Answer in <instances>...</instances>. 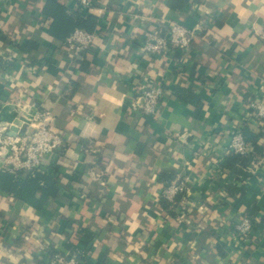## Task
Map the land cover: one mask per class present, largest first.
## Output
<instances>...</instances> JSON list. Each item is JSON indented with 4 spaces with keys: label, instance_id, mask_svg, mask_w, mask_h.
Returning <instances> with one entry per match:
<instances>
[{
    "label": "crops",
    "instance_id": "1",
    "mask_svg": "<svg viewBox=\"0 0 264 264\" xmlns=\"http://www.w3.org/2000/svg\"><path fill=\"white\" fill-rule=\"evenodd\" d=\"M48 1L93 19L91 48L48 34ZM87 1L0 0V125L40 109L63 140L49 157L56 198L37 212L0 195V264H48L50 251L84 264H264V229L245 244L234 232L253 206L264 218V136L239 173L219 167L233 133L262 132L248 104L264 101V0ZM171 20L195 33L189 48L147 54ZM144 79L165 91L148 120L127 106ZM162 173L187 182L188 209L161 208Z\"/></svg>",
    "mask_w": 264,
    "mask_h": 264
},
{
    "label": "built area",
    "instance_id": "2",
    "mask_svg": "<svg viewBox=\"0 0 264 264\" xmlns=\"http://www.w3.org/2000/svg\"><path fill=\"white\" fill-rule=\"evenodd\" d=\"M80 4L87 8L89 2L80 0ZM195 33L186 29L176 20H171L164 35H153L148 37L142 49L151 56H160L169 49L185 51L189 48ZM96 35L83 29H75L66 40V46L72 51H84L94 44ZM7 77L0 64V81ZM165 91L162 85L151 79H144L127 102L131 112L139 115L140 118L148 120L156 116L157 107L163 98ZM19 108L17 101L15 108ZM20 125L4 123L0 125V170L10 174L18 172L34 173L45 172L49 167V157L55 156L57 150L63 147V140L60 134L55 133L51 126L53 118L43 110H26L22 108ZM249 116L261 121L264 126V101L252 99L248 104ZM24 111V112H23ZM22 114V115H23ZM15 127L17 130H11ZM252 149L245 142L241 131H236L230 138L227 147V154L246 156ZM188 195L187 182L184 179H175L168 185L163 186L160 197L164 199L169 208L176 210L182 204L187 208L186 199ZM201 210V208H199ZM184 211L180 210L183 214ZM184 216L181 215L180 218ZM254 227L247 216H242L235 225L234 232L241 241H247L255 233ZM264 239V231L262 233ZM48 264H79L76 257L67 258L65 255L54 254Z\"/></svg>",
    "mask_w": 264,
    "mask_h": 264
},
{
    "label": "trees",
    "instance_id": "3",
    "mask_svg": "<svg viewBox=\"0 0 264 264\" xmlns=\"http://www.w3.org/2000/svg\"><path fill=\"white\" fill-rule=\"evenodd\" d=\"M185 5L186 3L184 0H168V7L171 10L177 8L182 10ZM42 13L50 19L48 34L54 40L61 42L62 44L65 43L66 39L75 29L92 30L93 28L94 21L92 18L83 19L77 13L69 14L67 9L56 1H48L42 10ZM0 39L2 40L4 38L0 37ZM261 126L262 132L259 133L258 136L251 133L248 126L241 130L245 142L250 146L252 151L246 156L228 154L219 165L221 170H227L231 174L236 175L239 173V170L246 168L253 160H255L254 153L257 152L256 138L264 136V126ZM49 169L50 168L43 173L18 172L16 174H10L0 170V195H7L27 204L37 212L40 211L48 200L56 198L59 194L60 188L58 175L57 173H49ZM173 178V173H162L158 175V181L164 186L168 185ZM159 204L161 208L169 212L171 215L173 214L169 208V204L161 197L159 198ZM258 212L259 209L253 206L248 209L247 217L250 219L253 227H261L264 229V218L259 217ZM253 238L251 236L249 240ZM201 246V251H204V254H206V248H204L203 245ZM49 254L50 257H52L55 253L54 251H50ZM73 256L76 257L79 264L85 263V260L74 252H70L66 257L70 258Z\"/></svg>",
    "mask_w": 264,
    "mask_h": 264
},
{
    "label": "rangeland",
    "instance_id": "4",
    "mask_svg": "<svg viewBox=\"0 0 264 264\" xmlns=\"http://www.w3.org/2000/svg\"><path fill=\"white\" fill-rule=\"evenodd\" d=\"M192 224H194V222H192ZM234 228H235V226H234ZM254 236V235H253ZM235 237H236V240L239 242V243H242V244H245L246 243V241H241V239L238 237V235H237V233H235ZM261 238V240H263V238L262 237H260ZM201 239H203V237H201V235L199 234V236L197 237V240L200 242V243H202V240ZM253 239H257V238H253ZM248 241V240H247ZM198 246V245H197Z\"/></svg>",
    "mask_w": 264,
    "mask_h": 264
},
{
    "label": "water",
    "instance_id": "5",
    "mask_svg": "<svg viewBox=\"0 0 264 264\" xmlns=\"http://www.w3.org/2000/svg\"><path fill=\"white\" fill-rule=\"evenodd\" d=\"M11 130L15 131V130H17V129H16L15 127H12Z\"/></svg>",
    "mask_w": 264,
    "mask_h": 264
}]
</instances>
